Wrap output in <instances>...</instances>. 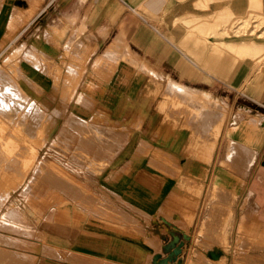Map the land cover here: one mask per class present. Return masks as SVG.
<instances>
[{"label":"rangeland","instance_id":"rangeland-1","mask_svg":"<svg viewBox=\"0 0 264 264\" xmlns=\"http://www.w3.org/2000/svg\"><path fill=\"white\" fill-rule=\"evenodd\" d=\"M237 7L257 16L249 23L225 20ZM56 15L50 19L47 14L28 26L0 52V78L5 79L1 90L7 97L3 109L15 120L0 115V195L9 192L1 199L0 223L23 233L1 232L20 238L35 264H125L38 239L21 205L41 180L91 213L133 230L124 232V239L139 236L147 251L143 258L135 252L134 259H142L139 264H155L154 255L167 256L163 247L172 240L175 227L190 236L182 264H199L198 256L204 264H264V75L251 72L246 63L251 58L242 51L245 46L234 48L225 42H262L264 0H170L166 34L152 19H142L148 36L166 42L170 75L154 68L126 38L119 53L104 58L108 39L68 101L80 64L95 52L97 35L82 33L74 20ZM50 25L74 27L63 49L62 35L51 34ZM204 34H211V43L203 41ZM91 82L102 92L88 88ZM16 84L23 90L15 92ZM80 96L88 104L78 109ZM60 102H66V112L52 113L38 138H32V116L46 109L52 112ZM205 103L212 108L204 110L208 122L201 113ZM232 143L251 154L233 163L228 155ZM38 160L44 166L55 165L68 179L48 172L32 174ZM16 184L18 188L12 189ZM216 187H225L222 198ZM32 198L28 201L32 209L50 202L49 196ZM216 199L223 203L221 212L206 229L205 216ZM10 205L19 209L6 213ZM112 207L124 215L112 219L109 214L116 212ZM34 214L27 212L32 218ZM177 235L184 239L183 233ZM156 236L160 248L153 252L144 242ZM32 241L54 250L43 248L33 254ZM216 249L223 254L210 258L208 252Z\"/></svg>","mask_w":264,"mask_h":264},{"label":"crops","instance_id":"crops-1","mask_svg":"<svg viewBox=\"0 0 264 264\" xmlns=\"http://www.w3.org/2000/svg\"><path fill=\"white\" fill-rule=\"evenodd\" d=\"M169 1L0 0V52L5 51L17 36L26 31L28 26L43 19L47 14L50 19L54 14H58L57 17L66 16L74 20V26L78 27L82 33L104 35L95 47V52L89 57L86 66L92 61L94 63L96 52L101 50L108 39L111 41L118 32L123 31L130 46L140 56L146 58L157 70L170 75L166 71V42L159 41L155 36H148L143 30L142 21L146 18L152 19L154 24L161 27L166 34V5ZM50 27L51 34L57 31L62 35L59 47L63 49L74 27L55 28L52 25ZM83 75L80 82L84 81ZM163 82L166 83V78ZM65 112L66 110L60 114ZM31 191L26 196L25 205L21 207L30 221V226L36 230L38 239L66 250L116 263L139 264L142 259L135 260V252L142 253V258L147 254L144 247L139 244V236L133 238V234H129L130 238L124 239V232L133 233V230L91 213L49 184L38 180ZM43 196H49L50 202L44 204L42 201L39 206L36 204L34 209L28 206V201L32 197L36 200ZM105 197L109 199L107 195ZM109 200L115 203L113 199ZM30 211L35 212L34 218L27 216V212L30 214ZM48 213L49 216L44 218Z\"/></svg>","mask_w":264,"mask_h":264},{"label":"bare ground","instance_id":"bare-ground-1","mask_svg":"<svg viewBox=\"0 0 264 264\" xmlns=\"http://www.w3.org/2000/svg\"><path fill=\"white\" fill-rule=\"evenodd\" d=\"M253 7V4L251 5H247V8L251 9ZM234 10L236 11H231L227 17V19L225 20H228L229 22L231 23H235L236 21L238 20H241V21H244V23H249L251 18L254 17V16H257L255 14H253L254 12L250 11V10H247V11H241L239 9H242V8H233ZM139 13V12H138ZM227 26H230V24H227L226 25V28ZM215 31V30H214ZM259 34V33H258ZM211 34L207 35V34H204L202 36V39L203 41H205L206 43H211L212 40L210 39V36ZM259 36L262 38V42L258 43L254 40H250V41H247V40H239V41H225L226 43H231L233 44L232 46H234V48H237V47H242V46H245V48L247 49H242V51L244 53H247L250 58H251V61L250 62H246L247 64H250L251 66V72H255L256 74H258L257 76H259L260 74L261 75H264V35H261L259 34ZM95 39H96V46H98V44L101 42V40L103 39L104 35L103 34H99L97 36H94ZM125 38H126V35L123 31L121 32H118L111 40V42L109 43V45L107 46V49L105 51V55H104V58H107L108 56H113L117 53H119L120 51V48L122 47V44L123 42L125 41ZM222 41V40H221ZM216 46V44H215ZM92 52V50H90L89 52L86 53V56L89 55L90 53ZM102 60H99V62H101ZM86 64L87 62H83L80 64V66L82 67V69L80 70L79 73H77L74 77V80H73V83L72 84V93L69 95V97L66 99V101H68L73 93L75 92V90L78 89V86H79V83H80V80L82 78V74H84L85 70H86ZM1 66L0 65V70H1ZM95 73L98 72V70L94 71ZM35 73V72H34ZM240 73L243 75L244 72L240 71ZM31 77H33L31 75ZM4 78H0V115H2L4 118L7 116L9 119V121L13 122L15 121L14 119H11L9 117V114L4 111L3 108H5V106L7 105V97L3 94V90H1V87H2V83L4 82ZM89 84V83H88ZM94 88L93 91L94 92H102V89H100V87L98 88V86L96 85L95 82H91L89 85H88V88ZM20 91V89L23 90V86L20 84V85H17L15 86L14 90L15 92L17 91V89ZM87 88V89H88ZM92 92V91H91ZM85 102H87L86 104H88V101L85 100L84 101V97L83 96H80L78 98V103H79V107L78 109H81L82 107H80V105L82 104H85ZM204 102V100L202 101ZM66 102H63V104L60 102L59 104V107H57L56 109L51 110L49 109H44V113H39L35 116H32L33 118H35V120L33 121L32 125L30 126V128L32 129V138H38L37 135H38V130L45 124V122L49 119H51L52 117V113L53 114H56V115H60V113L62 111H64L66 109ZM203 109H201V113L204 114L205 116H202V118H204V121L208 122L209 119L207 118L206 119V114H205V109H208V111H211L212 112V108L208 105V104H204V106H202ZM48 108V107H47ZM214 111V110H213ZM38 118V119H36ZM29 120L30 119H27L26 123L28 124L29 123ZM6 121V119H5ZM2 122H3V119H2ZM255 122V121H253ZM250 123V122H249ZM249 126V125H247ZM248 132V131H247ZM249 134V133H248ZM260 138V137H259ZM39 140V139H38ZM39 142L42 143V145L44 144V141L41 139L39 140ZM234 142V141H233ZM259 142V141H258ZM228 143V142H227ZM226 146V145H225ZM0 148H3L2 146ZM226 148V147H225ZM203 149V147H202ZM205 150V149H204ZM225 151V150H224ZM203 152V151H202ZM226 152V151H225ZM248 154H251L250 151L248 149H246L245 147L237 144V143H232L230 144V148H229V151H228V155L229 157L233 160V163L236 161V162H239V161H243L245 160L246 156ZM207 156V155H206ZM255 156V155H254ZM203 157V156H202ZM252 158L254 157H251L250 159V162H249V165H250V168L252 167L251 164H252ZM225 161H228V160H225ZM3 162V161H2ZM2 162H0V169L2 167ZM48 163V162H47ZM229 164V163H228ZM17 164L15 163L14 166H16ZM236 165V164H235ZM235 165H232L231 163V166H235ZM226 166V165H225ZM17 167V166H16ZM236 167V166H235ZM234 167V168H235ZM249 169V168H247ZM231 170V169H230ZM246 170V168H245ZM2 172V171H1ZM4 172V171H3ZM43 172H48L49 174H59V176L63 177V178H67L68 179V174H65L63 171H60V169L58 167H56L55 165H49V166H44V164L41 163V161L38 160V162L36 163V168L34 169L33 173L32 174H42ZM245 172V171H244ZM247 172V171H246ZM249 172V171H248ZM219 173H222L219 172ZM227 174V173H225ZM245 174V173H244ZM247 176V174H246ZM226 178V177H225ZM232 179V178H231ZM234 180V179H233ZM30 183H32V181H30ZM77 186V185H76ZM79 188H83L82 186H78ZM18 188V185H14L12 187V189H17ZM217 189V187H216ZM224 189L225 187L223 188H218L216 193L218 195V198H222V196L225 194L224 192ZM9 196V192L7 193H4L2 195H0V206H1V199L4 198H8ZM251 199V198H250ZM211 205V204H210ZM221 205H223L221 199H216L213 204L209 207V209L207 210V214L205 216V221H204V226L206 227V229L209 228V226L212 225L213 223V220L216 218V216L221 212ZM244 208V207H243ZM17 209H19L18 207H14L12 205H10L8 208H7V211L6 213L10 212V211H16ZM113 210H115L116 212L112 211L111 214H109V216L114 219V220H118L119 219V214H122L124 215L122 212H119L118 209L116 208H111ZM252 209V208H251ZM5 213V214H6ZM19 214H17V220L21 221V217L19 216ZM22 216L24 217V214L22 213ZM247 216V215H246ZM251 216V215H250ZM243 217V216H242ZM247 219V217H244L243 221L245 222V220ZM208 224V225H207ZM250 224V223H249ZM183 224L180 223L179 226L182 227ZM222 225H223V222H222ZM244 225V223H243ZM6 229H8L10 232L14 231V228L11 227L10 225L6 224L5 222L4 223H0V264H35L36 261L33 259V255L31 253H28L25 250V247L26 245H24V243H21L19 242L18 239H14L11 236H7L6 234L4 235L1 231H5ZM239 229V228H238ZM247 230V229H246ZM240 231V230H239ZM14 232H17V234H22L23 232L20 231L18 228H15V231ZM261 234V232H260ZM259 234V235H260ZM21 238H23V236L19 235ZM22 241V240H20ZM33 243L30 245V250L31 252L34 254V253H37L39 252L40 250H42L43 248L44 251L45 250H54V246H50L49 244H41L39 242H36V241H32ZM145 245L147 247H149L153 252L155 250H159L160 246H159V238L156 236V237H153V238H149L147 239V241L144 242ZM11 246V247H10ZM14 248V249H13ZM197 261L198 263H203V260H202V257L198 256L197 257ZM258 261V260H257Z\"/></svg>","mask_w":264,"mask_h":264},{"label":"water","instance_id":"water-1","mask_svg":"<svg viewBox=\"0 0 264 264\" xmlns=\"http://www.w3.org/2000/svg\"><path fill=\"white\" fill-rule=\"evenodd\" d=\"M168 223V222H167ZM178 232L183 233V238L181 239ZM172 235V240H170L166 245L163 247L164 253L167 255L165 257L162 254H158L157 256L154 255L153 262L155 264H182L183 259V248L185 246L186 240L190 238V236L184 232L179 230L175 227V229L170 231ZM223 254L222 250H211L208 252V256L213 259H218Z\"/></svg>","mask_w":264,"mask_h":264}]
</instances>
